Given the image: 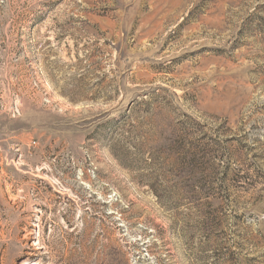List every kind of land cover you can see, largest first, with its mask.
<instances>
[{
  "label": "rangeland",
  "instance_id": "1",
  "mask_svg": "<svg viewBox=\"0 0 264 264\" xmlns=\"http://www.w3.org/2000/svg\"><path fill=\"white\" fill-rule=\"evenodd\" d=\"M0 264H264V0H0Z\"/></svg>",
  "mask_w": 264,
  "mask_h": 264
}]
</instances>
